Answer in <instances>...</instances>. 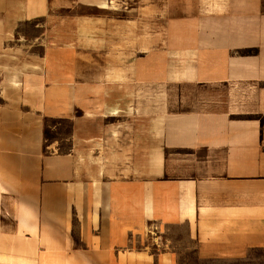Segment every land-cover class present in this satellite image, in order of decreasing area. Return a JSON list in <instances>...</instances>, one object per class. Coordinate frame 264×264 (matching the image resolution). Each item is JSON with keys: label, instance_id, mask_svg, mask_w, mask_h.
<instances>
[{"label": "crops", "instance_id": "0c3cea01", "mask_svg": "<svg viewBox=\"0 0 264 264\" xmlns=\"http://www.w3.org/2000/svg\"><path fill=\"white\" fill-rule=\"evenodd\" d=\"M182 225L264 249V0H0V264H178Z\"/></svg>", "mask_w": 264, "mask_h": 264}, {"label": "rangeland", "instance_id": "374dc122", "mask_svg": "<svg viewBox=\"0 0 264 264\" xmlns=\"http://www.w3.org/2000/svg\"><path fill=\"white\" fill-rule=\"evenodd\" d=\"M31 24L22 27L26 36L21 37V42L30 43L32 39ZM19 38V37H18ZM31 50V48H29ZM68 123L60 120H48L46 122V141L61 139L59 149L66 147V133ZM164 241H168L169 247L176 252L178 264H264V249H253L246 257L237 259L198 260L195 252V240L190 237L185 226H170L162 233Z\"/></svg>", "mask_w": 264, "mask_h": 264}]
</instances>
